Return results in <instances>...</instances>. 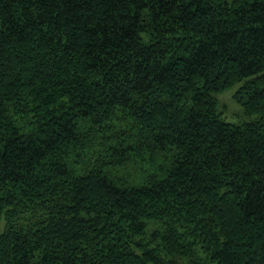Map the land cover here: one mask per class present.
<instances>
[{
  "label": "trees",
  "instance_id": "16d2710c",
  "mask_svg": "<svg viewBox=\"0 0 264 264\" xmlns=\"http://www.w3.org/2000/svg\"><path fill=\"white\" fill-rule=\"evenodd\" d=\"M0 264H264V0H0Z\"/></svg>",
  "mask_w": 264,
  "mask_h": 264
},
{
  "label": "rangeland",
  "instance_id": "374dc122",
  "mask_svg": "<svg viewBox=\"0 0 264 264\" xmlns=\"http://www.w3.org/2000/svg\"><path fill=\"white\" fill-rule=\"evenodd\" d=\"M240 85L241 82H238L216 94L222 116L228 121L237 123L254 118L245 114L242 102L235 96Z\"/></svg>",
  "mask_w": 264,
  "mask_h": 264
}]
</instances>
